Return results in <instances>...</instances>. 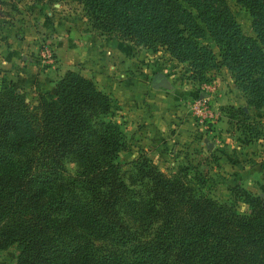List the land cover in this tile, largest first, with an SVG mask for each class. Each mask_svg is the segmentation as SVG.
Listing matches in <instances>:
<instances>
[{
	"label": "trees",
	"instance_id": "obj_1",
	"mask_svg": "<svg viewBox=\"0 0 264 264\" xmlns=\"http://www.w3.org/2000/svg\"><path fill=\"white\" fill-rule=\"evenodd\" d=\"M70 1L92 30L163 48L192 80L223 65L246 105L264 106V0H234L253 36L222 0ZM54 89L29 105L0 78V251L14 245L13 264H264V163L262 196L234 185L218 202L143 152L122 168L114 102L92 80L68 69ZM226 109L249 128L241 108Z\"/></svg>",
	"mask_w": 264,
	"mask_h": 264
},
{
	"label": "rangeland",
	"instance_id": "obj_2",
	"mask_svg": "<svg viewBox=\"0 0 264 264\" xmlns=\"http://www.w3.org/2000/svg\"><path fill=\"white\" fill-rule=\"evenodd\" d=\"M222 1L241 31L245 35L253 36L251 17L247 11L234 0ZM25 30L27 34L35 33L32 41L35 42L38 58L37 55L33 58H37L38 63L41 60V67H50L52 73L70 64L74 65L75 62L81 66L83 62L78 57H82L84 51L93 49L98 54L102 52V56L106 58H112L116 49L122 51L128 62L125 72L131 77L143 74L142 67L138 66L140 60H143L144 67H148L150 73H164L170 80L168 92L173 90L182 98L180 103H174L171 107L189 109V118L195 128L194 138L198 145L182 147L178 149L179 155L175 153L167 160L157 159L155 163L150 160L167 175H185V180L196 192H201L218 202L228 200L229 188L234 185L262 196L260 165L264 163V106L257 109L247 106L242 93L234 85L223 65L218 64L209 69L204 80H192L188 77L189 69L186 63L176 62L163 48H146L92 30L81 5L75 1L62 0L48 5L44 0H0L2 44L4 43L6 48L10 47L9 37L22 40ZM208 43L216 55V48L212 43ZM101 46H104V49ZM67 51H72L71 57ZM2 71L3 69H0V78L8 80ZM100 72L106 78L112 75L104 69ZM147 87L150 91L149 84ZM23 93L29 105L35 104L38 93L36 90ZM227 106L241 108L247 116L244 122L249 124V128L244 130L239 127L240 123L228 119ZM114 108L112 114L116 119L118 112L115 102ZM242 117L243 115L239 116ZM123 140L126 148L119 151L115 158L122 168L130 161L123 153L127 151L130 139L123 134ZM206 142L211 143V146L208 147ZM64 166L68 174H73L75 167L72 162L67 160ZM16 253L14 245L0 251V264H13Z\"/></svg>",
	"mask_w": 264,
	"mask_h": 264
},
{
	"label": "crops",
	"instance_id": "obj_3",
	"mask_svg": "<svg viewBox=\"0 0 264 264\" xmlns=\"http://www.w3.org/2000/svg\"><path fill=\"white\" fill-rule=\"evenodd\" d=\"M34 35V32L27 34L25 30L22 40L9 37L11 46L8 48L0 41V69H3L1 73L7 76L17 90L48 91L53 94L56 79L65 70H75L92 80L95 86L117 105L118 118L113 119L120 125L122 133L130 139L127 151L123 152L128 160L143 152L155 163L157 159L163 161L175 153L179 155L178 149L182 147L198 145L194 138L195 128L189 118V109L172 108L174 103H180L182 98L173 90L168 92L170 80L164 73L161 74L165 80L156 88L152 87V78L160 72L150 73L148 67H144L143 60L138 64L142 67L143 74L135 78L127 75L125 65L128 62L119 49L113 51L115 54L112 58L102 56V52L98 54L95 49L84 51L83 56L78 57L83 62L81 66L75 62L74 65L70 64L52 73L50 67H41V60L40 63L37 61L38 52L35 42L32 41ZM101 48L104 49V46ZM71 52L67 51L70 57ZM36 55L37 58H33ZM82 65L86 68L83 69ZM103 69L112 75L106 78L100 72Z\"/></svg>",
	"mask_w": 264,
	"mask_h": 264
},
{
	"label": "water",
	"instance_id": "obj_4",
	"mask_svg": "<svg viewBox=\"0 0 264 264\" xmlns=\"http://www.w3.org/2000/svg\"><path fill=\"white\" fill-rule=\"evenodd\" d=\"M164 80H165V78H164V76H163L161 73H157V74H155V75L153 76V78H152V87H153V88L158 87L159 85H161V82L164 81ZM206 145H207L208 147H210V146H211V143L206 142Z\"/></svg>",
	"mask_w": 264,
	"mask_h": 264
},
{
	"label": "built area",
	"instance_id": "obj_5",
	"mask_svg": "<svg viewBox=\"0 0 264 264\" xmlns=\"http://www.w3.org/2000/svg\"><path fill=\"white\" fill-rule=\"evenodd\" d=\"M48 62H50V60L48 59Z\"/></svg>",
	"mask_w": 264,
	"mask_h": 264
}]
</instances>
